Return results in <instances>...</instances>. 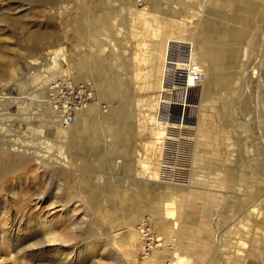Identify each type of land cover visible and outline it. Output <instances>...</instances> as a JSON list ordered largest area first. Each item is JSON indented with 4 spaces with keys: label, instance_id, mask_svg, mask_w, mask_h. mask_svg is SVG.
Listing matches in <instances>:
<instances>
[{
    "label": "rangeland",
    "instance_id": "obj_1",
    "mask_svg": "<svg viewBox=\"0 0 264 264\" xmlns=\"http://www.w3.org/2000/svg\"><path fill=\"white\" fill-rule=\"evenodd\" d=\"M170 45L205 72L182 187L143 168L162 92L142 59ZM64 74L93 89L65 129L47 101ZM262 167L264 0H0V264H264ZM157 198H178L175 225L143 214ZM143 222L162 239L145 260Z\"/></svg>",
    "mask_w": 264,
    "mask_h": 264
},
{
    "label": "built area",
    "instance_id": "obj_2",
    "mask_svg": "<svg viewBox=\"0 0 264 264\" xmlns=\"http://www.w3.org/2000/svg\"><path fill=\"white\" fill-rule=\"evenodd\" d=\"M140 8L150 0H133ZM205 75L199 63L183 59L178 50H170L165 73V91L162 92L166 103L159 110L161 122L165 127L162 139L161 173L162 182L183 186L188 182L190 162L194 154L196 127L191 122L193 105L200 84ZM50 105L61 116L65 127L76 124L77 114L93 100V89L87 84H77L70 75L64 74L50 88ZM178 162L173 166L172 162ZM142 244L140 258L145 260L154 248L161 246L162 239L153 231L148 222L139 227Z\"/></svg>",
    "mask_w": 264,
    "mask_h": 264
},
{
    "label": "bare ground",
    "instance_id": "obj_3",
    "mask_svg": "<svg viewBox=\"0 0 264 264\" xmlns=\"http://www.w3.org/2000/svg\"><path fill=\"white\" fill-rule=\"evenodd\" d=\"M133 15L134 16L136 15V17H138L139 19H144V21L147 20L146 19V13H145L144 10H143V12L133 13ZM190 21H192V19H190L188 21H184V22L189 23ZM214 39H216V37ZM171 43L176 44L175 42H171ZM171 45L169 47H167V49H166L167 53L165 54V56H163V55L160 54V50L150 52L149 53L150 56L149 57L146 56L147 58H143L141 56L143 58L142 59L143 63H145V64L146 63L147 64H154L155 65V73H156V75L155 76L152 75L153 77H156L157 75H161V81L158 82V83L157 82L154 83L155 84L154 85V89L159 90L160 92L165 91V80H164V78H165V73H166V69H167V63L165 65V70H162L161 64H159L158 62H161V60L164 59V58H168L169 53H170V50H171V47H172ZM149 54H147V55H149ZM65 59H66V55L64 54V52L58 51L56 53L55 57H54V60H52V62L53 63L56 62V61L66 62ZM139 61H141V58H139ZM191 61L192 62H195V63H198L197 62V58H195L194 55H193ZM139 74L142 75L141 72ZM204 75H205V72H204ZM159 97H160L159 100L161 101V105H160V108H161L162 105H163V103H166V99H164L163 95L162 96H159ZM49 99L50 98H48V100H47L48 102H49ZM48 108H49V105H48ZM160 108H159V110H160ZM157 114H158V117L156 116V118H154V119L152 118V121H154V122L156 121L158 123V126H161V128L159 130H152L153 138L157 140V142L155 143L156 146H158L159 144L161 145V143H162L161 141L165 137V127H164V124L161 123V122H159V121H161L159 112ZM49 115H50L51 119L55 118V116L58 117V119L60 117V122H62L61 121L60 114L56 113L55 111L50 110ZM61 126H62L63 129H65L63 123L61 124ZM196 138H197V131H196ZM161 148H162V146H161ZM161 153H162V151H161ZM161 165H162V163L160 162V170H159V168L152 169L149 165H146V164L143 165V168H144V171H145L146 176L149 177V179L151 180L150 182L153 181L152 183H154V180H156V179L159 178V176H158L159 175V172H160V180H162ZM262 168H263V171H264V167H262ZM165 184H167V183H165ZM177 200H178V198H172V199H169V200H163V198L162 199L161 198H157V199H154L152 202H149L148 204H145L143 206L144 207H146V206L149 207V209L151 210L152 213L155 212V210H156L155 207H157V206L159 207L160 206L161 208L160 209L157 208V211L158 212H162L163 214L166 213L170 218H172L174 220V216H175L174 206H175V203L177 202ZM140 216H136L135 220H138L139 218H141ZM143 223H141V225ZM45 229H46V234L47 235H50L51 234V231L48 228H45ZM131 232H133V235H134L132 237V244H133V246H137V245L140 246L141 240H140L139 235L136 234V232H135V230L133 228H132V231ZM172 257H174V258L169 263H167V264H186L188 262V258L187 257L181 256L179 254L177 255L176 253H175V256H172Z\"/></svg>",
    "mask_w": 264,
    "mask_h": 264
},
{
    "label": "crops",
    "instance_id": "obj_4",
    "mask_svg": "<svg viewBox=\"0 0 264 264\" xmlns=\"http://www.w3.org/2000/svg\"><path fill=\"white\" fill-rule=\"evenodd\" d=\"M147 208H149V207L146 206V207L143 209V210H144V211H143V214H144V212H149V213H151V210L149 209V211H147ZM141 212H142V211H141ZM134 213H135V212H134ZM134 213H133V214H134ZM143 214H142V215H143ZM166 218H167V217H166ZM164 219H165V217H164ZM168 219H169V218H168ZM171 221H172V222H171ZM171 221H169L170 224H172V225H175V224H176V221H173V219H172ZM173 222H174V223H173ZM159 225L161 226V224H159ZM126 241H127V240H126ZM130 241H132V240H129V242H130ZM181 256H183V255H181ZM184 257H187V256H184ZM187 258H188V257H187Z\"/></svg>",
    "mask_w": 264,
    "mask_h": 264
}]
</instances>
